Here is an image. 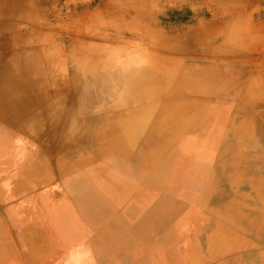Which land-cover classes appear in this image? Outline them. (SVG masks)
<instances>
[{
  "label": "rangeland",
  "instance_id": "1",
  "mask_svg": "<svg viewBox=\"0 0 264 264\" xmlns=\"http://www.w3.org/2000/svg\"><path fill=\"white\" fill-rule=\"evenodd\" d=\"M215 1L219 2L220 0H0V40L7 39L5 45L0 48V51L3 52H0V102L10 100L14 92L11 87L13 82L21 84L22 80L26 79L31 85L41 84L40 75L37 72H32L42 67V75L51 94L50 102L57 103L65 100V107L61 109L60 119L68 116V107H73L77 112L73 117L77 128L73 130H83L79 139L75 142L70 141L67 148L72 153L85 152L89 156V127L93 122L97 119H112L118 115L121 116L123 111L131 106L130 101L124 99V87L122 88L121 84L120 87H118L119 84L113 85L110 81L111 71L118 72L123 77H129L125 71L116 68L115 65L127 63L128 59L125 56L130 55L133 58L128 62L130 63L129 67L138 69L140 73L155 65L163 68L165 63L158 61L153 56L165 48L164 45H167V48L172 46V50L168 49L170 53L184 51L191 52L193 55L215 56L214 59H210V57L204 59L201 64L215 62L221 67H232L226 73L229 81L228 86L223 89L219 87V90L216 89L217 91L207 96L208 104L217 107V111L221 110L223 115L227 109L226 102L234 103L240 97L248 99L244 91L238 92L236 86L238 80L241 82L246 80L245 84L247 79H250L255 84L261 85L263 90H260V93L264 95V0H225L223 4L226 9L225 14L219 19H210V15L215 11ZM197 20H202L206 24L199 27L193 26ZM229 26H235L237 31L230 36L221 33L220 41L226 42L224 54H221L217 49L212 50L206 46L203 48L198 44L183 47L171 38L174 31L177 32L182 28L198 34L199 37H208L214 34V28L220 27V30L224 31L225 27L230 28ZM250 36L253 40L246 42ZM231 38L237 42H246L245 46L240 48L237 43L229 42ZM145 47H148V50ZM41 48L43 50H39ZM40 53L42 54L40 55ZM26 62L31 73L15 74L12 72L16 66L27 65ZM77 82L81 84L78 85ZM89 84H93L92 87H97V90H92V95L90 94L91 85L90 90L87 89ZM101 85L105 87V90ZM82 91L83 93L86 91V93L83 94ZM108 91L112 92L108 93ZM201 91L203 92V90ZM109 94L110 96H108ZM78 95L83 97L88 95V97L86 96L87 99L89 98L88 102H92L90 108L89 105L81 108L78 106ZM93 100L97 103L96 106H94ZM4 110L6 109L0 107V126L12 130L13 125H5L2 120V111L4 112ZM257 110L259 109L235 107L227 114L226 126L229 124L232 113L240 112L245 121L249 122L251 115L253 112L257 113ZM261 110L264 113V109ZM210 120L214 124L219 118L214 115ZM57 125L63 128L61 122H58ZM55 126H48L37 138L27 133L18 132V130H12L10 134L1 137L0 153L13 154V160H9L11 172L21 171L22 168L28 171L31 179L35 180L38 179V177L36 178L38 175L35 174L36 168V170L41 168L38 171L40 177L45 174L53 175L56 162L60 158L62 161H66L71 156L68 152L56 156L48 147L51 139L47 133ZM214 132L215 125L206 128L203 135L215 137L216 141L217 135ZM18 153H20L19 158ZM33 156L39 157L34 167L23 165L24 158L29 157L31 160ZM16 161L17 163H15ZM66 166L64 165L63 168ZM252 184L256 185V188H258L257 185H261L258 182ZM238 198L245 202L252 201V205L249 207L239 206V219L248 224L251 229L260 230L264 224V192L254 190L239 192ZM77 209H62L61 214L55 213L59 209L51 208L47 210V214L42 209L41 211L44 213L38 219L40 220L41 217L42 222H45L41 225L45 237L47 239L52 237L53 223L50 221L52 217L61 215L63 220L69 221L75 217L80 220L84 219L81 212L89 211V208L85 207ZM175 226L182 228L181 225L175 224L171 229L172 233L181 235L184 229L179 230ZM238 231L239 240L241 231ZM158 240L152 242L156 243L154 246L145 245L143 247L155 249ZM110 241L112 240L89 239L79 240L78 243L79 247L82 246L81 250L87 251L85 257H88L89 261V257L93 260L100 256ZM179 241L180 243L172 248L180 256V264H186L191 257L189 253H197L198 245L196 243L198 241L194 242L193 239L187 237ZM46 242L56 243L57 241L50 239ZM229 242L230 239L223 241V244ZM143 247L138 250L124 247L127 249L118 252L120 254L124 252L122 255L124 258L116 253L112 255V258L114 260L123 259V264H145L147 261L150 263L157 262L159 259L164 260L167 250H171V247L166 245L163 250L157 251V253L152 249L144 252ZM245 247V244L240 246V248ZM64 259L67 263L73 260L68 256Z\"/></svg>",
  "mask_w": 264,
  "mask_h": 264
},
{
  "label": "crops",
  "instance_id": "2",
  "mask_svg": "<svg viewBox=\"0 0 264 264\" xmlns=\"http://www.w3.org/2000/svg\"><path fill=\"white\" fill-rule=\"evenodd\" d=\"M204 111V108L199 109L180 136L174 138L170 129L173 125L167 122L151 127L150 131L127 136L130 141H124L120 147H115L113 140L116 132L120 137L125 132L118 125L121 121L97 119L89 127V156L85 152H71L66 161L60 158L56 162L53 175L40 177L41 168L36 170L35 167L37 180L31 179L22 168L11 172L9 160H13V154L0 153V264H76L74 260L67 263L64 259L75 252L83 253L82 258L88 261L87 251L81 250L78 241L89 239L112 241L94 261L89 257L88 264H123V259L114 260L112 255L120 254L119 250L122 252L124 247L138 250L149 245V233L141 234L137 223L166 225L164 231H156L152 236L155 241L159 239L158 247L151 248L156 253L165 248L166 239H171L169 246L173 252L168 249L164 260L145 264H180V256L172 246L179 244L182 238L194 239L195 236L201 238H198L197 253L190 252L186 264H264V224L257 230L260 237L241 232L240 241L239 231L232 225L238 222L239 206L252 205V201L239 200V192H264V184L256 188L246 182L241 187L237 180L230 179L225 184L218 181L211 191L203 190L198 201H186L179 195L187 177L218 175L215 171L238 172L236 167L226 165V155L210 151L203 153L207 157H197L194 146L205 150L214 148L216 143L215 137L203 135L206 128L213 127L210 111L200 126ZM102 148L105 150L99 151ZM83 157L86 161L82 164L63 168ZM23 160L26 165L30 158ZM206 160L207 165L202 163ZM202 201H208L218 214L206 210ZM80 207L89 208L86 210L89 226L82 218L78 220L74 216L68 221L60 215L50 219L52 237H45L41 228L45 222L41 217L38 219L44 213L42 209L46 214L51 208L59 209L55 213L61 214L62 209ZM223 210L230 221L221 218ZM92 222L105 227H91ZM175 224L184 229L181 235L172 233ZM50 239L57 242H46ZM228 239L230 242L223 244ZM244 244L246 247L240 248ZM143 248L144 252L151 250Z\"/></svg>",
  "mask_w": 264,
  "mask_h": 264
},
{
  "label": "bare ground",
  "instance_id": "3",
  "mask_svg": "<svg viewBox=\"0 0 264 264\" xmlns=\"http://www.w3.org/2000/svg\"><path fill=\"white\" fill-rule=\"evenodd\" d=\"M224 1L225 0L214 2L216 7L214 13L210 15V19L211 18L219 19V17H222L225 14L226 9H224L223 6ZM203 24H206V22L202 20H197L193 24V26L199 27L200 25ZM229 27L230 28L225 27L224 31L220 30V27H216L214 28V34L208 37H202V36L199 37L197 36L198 34L191 33L187 31L186 28H182L177 32L174 31L171 38L175 39L178 42V44L183 45V47L184 46L186 47L187 45L189 47L198 44L200 47L203 48L206 46L208 48H212V50L217 49L221 52V54H224V52H226V42L220 41L222 39L220 38L221 33L223 32L224 35L227 34L230 36L232 33L237 31V28L235 26L234 27L229 26ZM133 36L135 35L133 34ZM232 38L229 40V42L232 41L234 43H237L238 47L240 48H243L246 42H251L253 40L252 36H250L245 43H242L243 41L237 42L234 41ZM6 40H7L6 38H2L0 40V48H2L5 45ZM164 46L165 48L161 49L158 52V54L155 53V56H153L154 58H157L158 61H162L163 63H165L163 68L160 67L162 69H160L157 65H155L152 68H146L144 72L140 73L138 72V69L136 68L133 69L129 67L130 63L128 62L131 61L130 59L133 58V56L127 55L125 56V58L128 59L127 63L117 64L115 66L116 68L123 70V72L125 71V73L128 74L129 77H125V76L123 77L121 74H118V72H114V71H111L112 73H110L111 74V77L109 76L111 78L110 81H112L113 85L119 84L118 87H120L121 84L122 88L124 87L123 89L124 99L129 100L130 101L129 103L131 104V106L128 107L127 109L125 108L126 110L124 109L125 111H123L124 113H122L121 116L118 115V117L112 118L110 120L112 122L121 121L120 123H118V125L119 126L121 125L120 127L122 128V130L125 131L124 133H122V137H120L121 136L120 133L117 132L115 133L116 135L113 140L115 142V147H120L124 141H130V138H127V136L129 135L131 136L132 134L137 135L145 130L150 131L151 127H155L162 123H167V122L170 125H173V127L170 129L173 131L174 138L180 136L186 129L189 121H191V119H193L197 115L199 109L204 108L206 111H204V113L201 115L200 126L205 123L206 119L208 118V115L210 114L213 117L215 115L216 118H219V120L214 122L213 124L215 125L214 133L215 135H217V139H216V143L214 144V148L212 149L206 148L204 150L200 148L199 145L194 146L197 157H207L203 153L210 151L220 153L221 155H226L227 159L224 161L225 163H227L226 165L228 167L231 166L236 167L238 172L237 174H232V173L228 174V172L225 173V172L215 171L216 173H218V175H210V176L196 177V178H193L191 176L187 177L186 178L187 182L182 187L183 191L179 192L180 197L183 196L182 199L186 201H191V202L198 201L201 198L203 190L211 191L213 186L217 184L218 181L225 184L230 179L237 180L238 184H241L240 185L241 187L242 184L246 182H251V183L258 182V184L263 185L264 184V134L259 133V132L264 133V113L261 110L262 108L264 109V95L260 93V90L262 91L263 87L261 85L255 84L250 79H247V83L245 84L244 82L246 80L243 82L239 80L236 81L238 92L240 90L244 91V93L246 94V98L248 99H241L240 97L237 98L236 102L234 103L231 101L226 102L225 105L227 109L226 111H224L222 115L221 110L217 111V107L215 106L211 107V105L208 104L207 96L210 95L212 92H214V90L215 91L219 90L218 89L219 87L223 89L228 86L229 81L226 73L228 72L227 70H229V68L232 67L231 66L221 67L218 65V63L215 62L208 64H201V61H203L204 59H207L208 57H210V59H214L215 56L193 55L191 54V52L186 53L184 51H177L175 53H170L168 49L170 48L172 50V46L169 48H167V45ZM148 47L147 48L145 47L146 50H148ZM39 50H43V49L41 48ZM0 52L3 53L2 51ZM41 54L42 53H40V55ZM12 72L15 74H22V73L29 74L32 71L27 64V65H22L20 67L18 66L14 67ZM36 72L38 73V75H40V78L42 79L41 84L31 85V83H29L26 79H23L21 84H19L18 82L12 83L11 86L13 88L12 91H14L15 93L13 92V95L11 96L8 102L5 101L0 102V107L6 109L4 110V112L2 111V115H3L2 120L5 125L12 124L13 125L12 130L15 131L18 130V132L27 133L36 138L48 126L56 125L55 127H53V129L50 132L47 133L49 135V138L51 139L49 143L50 145H48V147L53 151V153L56 156L57 155L60 156L67 152L71 154V151H69V149L67 148V144H69L70 141L75 142V140L79 139V137L83 134L82 133L83 130H78V131L73 130L77 128L73 120L74 119L73 117L77 112L73 107L67 106L69 108L67 111L68 116H65L64 118L62 117L63 119H60L61 109L65 107L64 106L65 100H62L61 102H57V103H51L49 100L51 94L47 89V83L45 82V78L42 75L43 74L42 67L39 68L37 71L35 69V71H33L32 73H36ZM128 80L130 81L128 82ZM125 81H127L128 84L127 82L125 83ZM80 84L81 83H79L78 85ZM90 85L92 87L93 84H89V86L88 85H84V86H88L87 89L89 88L90 90ZM92 88L90 90L91 91L90 94L93 93L92 90L96 89L97 87L96 88L94 87L93 89ZM103 88L105 90L104 86L102 87V89ZM198 88L203 90L204 92L198 90ZM109 92L110 91H108V93ZM84 93H86V91ZM86 96L88 97V95H85L84 97L82 95H78V101H79L78 106L80 108L85 107L87 105H89L90 108V104L92 102H88L89 98L87 99ZM108 96H110V94ZM95 104L97 103L94 101V106H96ZM58 106L61 107L59 108ZM238 106L247 107L253 110L258 108L259 110H257L258 111L257 113L253 112V114L251 115V120L249 122L245 121L243 114H241L240 112H234L231 115L230 121L228 122L229 123L228 126H226L227 114ZM208 111H210L211 113L209 114ZM58 122L62 123L63 128L58 127L57 125ZM12 130L6 128L5 126L2 125L0 126V143L2 141L1 137L3 135L10 134V131ZM97 134H99V131H97ZM103 149L105 150V148H102L99 151H103ZM38 158L39 157L33 156L31 160H28L25 166L34 167ZM85 161L86 160L83 157L76 161L70 162L66 167L69 168L70 166H74L75 163L82 164ZM198 162L200 163L201 166H203L201 164V161L198 160ZM15 163H17V161ZM202 163H205V165H207L208 162L206 160ZM5 185L6 184H4V186ZM201 205L206 210L214 211L216 214H218L217 210L214 209V207H211L208 201H202ZM81 215L89 226V213L85 211L84 213L82 212ZM220 215L221 218L226 221H230L231 219L224 210L221 212ZM252 215L254 214L252 213ZM148 225L150 226L147 230ZM232 225L237 227V229L243 233L260 237V233L258 234L257 230L251 229V227L248 224H246L244 221H241L239 217H238V222L233 223ZM90 226L95 228L105 227L102 226L101 224L97 225L96 223L93 222ZM137 226L139 227L141 234L146 235L147 233H149L148 236L150 237H148V240L151 242L148 243L149 245H151L152 242H154V240L152 239L154 233L160 230L163 231L166 228V225L164 224L152 225L150 223H137ZM175 227L177 229L180 228L179 230H182L180 226H175ZM106 228L108 227L106 226ZM136 229L134 230L132 229V231H135ZM167 237H170V234ZM196 237L197 236H195V238L193 239L194 242H197L198 238H200V237L198 238ZM165 241H166L165 244L167 245L171 243L170 238L166 239ZM202 246H200V248ZM82 254L83 253L80 252H75L72 254L71 257L76 262V264L89 263L87 260L82 258Z\"/></svg>",
  "mask_w": 264,
  "mask_h": 264
}]
</instances>
